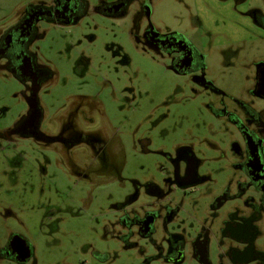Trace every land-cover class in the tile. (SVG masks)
I'll return each instance as SVG.
<instances>
[{
  "label": "rangeland",
  "instance_id": "rangeland-1",
  "mask_svg": "<svg viewBox=\"0 0 264 264\" xmlns=\"http://www.w3.org/2000/svg\"><path fill=\"white\" fill-rule=\"evenodd\" d=\"M35 1L42 0H0V21L12 23L18 10ZM259 4L264 7V0H247L237 8L232 0H154L150 20L160 31L195 44L206 56L209 76L236 95L248 85L250 64L264 58V43L242 14ZM132 22L133 13L116 21L96 17L91 26L49 28L38 42L40 59L57 72L46 89L50 95L40 94L45 110L40 130L57 135V111L70 98L85 96L94 107L88 105L81 117L91 119L89 132L103 140L99 156L82 144L83 154L76 147L66 160L57 145L45 147L28 138L17 137L12 148L0 149V227L4 219L25 222L20 229L35 246L38 264H136L140 252L128 243L122 247L116 222L141 215L148 202L144 185L162 182L168 165L159 150L170 151L183 140L195 146L204 168L219 172L223 166L213 162L217 152L198 138L212 119L205 96H194L190 81L173 74L167 60L141 49ZM230 46L239 58L228 67L231 61L223 57V62L222 56ZM22 90L0 74V109L5 108L0 130L25 113ZM144 139L150 142L147 154L141 149ZM175 196L180 217L194 216L195 201L181 191Z\"/></svg>",
  "mask_w": 264,
  "mask_h": 264
},
{
  "label": "flooded vegetation",
  "instance_id": "flooded-vegetation-1",
  "mask_svg": "<svg viewBox=\"0 0 264 264\" xmlns=\"http://www.w3.org/2000/svg\"><path fill=\"white\" fill-rule=\"evenodd\" d=\"M232 1L237 8L247 0ZM153 3L154 0H42L28 2L12 23L0 21V74L22 85L21 95L27 107L11 128L0 130V149L12 148L16 138L22 137L45 147L57 145L64 160L76 147L83 154L82 144L89 148L90 155H100L103 140L89 132L91 119L81 117L90 110L89 106L94 107L85 96L70 98L57 111V135L40 130L45 115L40 94L50 95L46 89L57 72L40 59L38 42L45 39L49 28H79L84 23L90 25L96 17L116 21L133 13L132 26L141 49L167 60L173 74L190 81L194 96H205V107L212 119L198 138L217 152L213 162H223V166L219 172L204 168L195 146L183 140L172 144L170 151L159 150L157 155L168 165L163 180L144 185L148 202L142 214L117 221L122 230L116 238L122 247L124 242L131 249L138 248L136 264H264V58L250 64L252 76L247 78V87L231 94L209 76L206 56L195 44L175 32H162L151 22ZM248 7L242 14L264 43V7ZM195 24L201 27V18L196 16ZM87 37L95 39L93 34ZM233 52L231 46L223 51V62L224 58L231 61L224 67L235 65L239 55L237 58ZM78 67H74L76 73ZM4 110L0 109V115ZM140 144L142 152L149 153L150 142L144 139ZM63 152L66 156H62ZM8 160L7 165H15ZM178 191L195 201L194 216L180 217L181 207L174 200ZM130 198L135 200L137 196ZM2 223L1 263L38 264L35 246L28 233L20 229L26 223L10 219ZM3 235H7L4 241Z\"/></svg>",
  "mask_w": 264,
  "mask_h": 264
}]
</instances>
